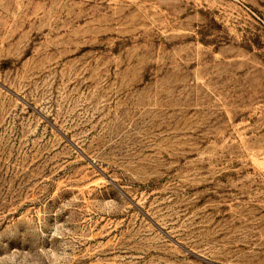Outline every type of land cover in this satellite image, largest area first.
Segmentation results:
<instances>
[{
  "label": "rangeland",
  "instance_id": "obj_1",
  "mask_svg": "<svg viewBox=\"0 0 264 264\" xmlns=\"http://www.w3.org/2000/svg\"><path fill=\"white\" fill-rule=\"evenodd\" d=\"M0 264H264V0H0Z\"/></svg>",
  "mask_w": 264,
  "mask_h": 264
}]
</instances>
